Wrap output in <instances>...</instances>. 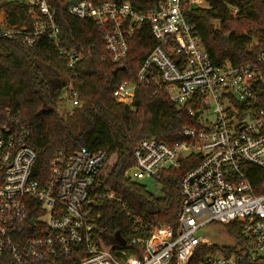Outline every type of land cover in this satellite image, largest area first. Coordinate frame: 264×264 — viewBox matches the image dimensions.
<instances>
[{
    "label": "built area",
    "instance_id": "obj_1",
    "mask_svg": "<svg viewBox=\"0 0 264 264\" xmlns=\"http://www.w3.org/2000/svg\"><path fill=\"white\" fill-rule=\"evenodd\" d=\"M19 1L29 7L32 27L10 28L2 14L1 35L18 34L30 46L47 34L59 45L56 9L47 0ZM69 1L62 5L69 15L106 27L107 53L116 63L127 58L139 30L146 28L156 41L137 78L115 88L117 102L133 107L138 87L146 83L196 118L172 144L142 139L127 176L161 185L167 169L197 162L180 181L177 226L135 220V231L146 233L131 239L133 248L119 249L118 242L107 243L98 234L92 214V190L107 153L63 145L41 180L31 129L19 113L7 110L0 118V264H73L74 259L76 264H192L202 246L215 251L197 264H264V193L255 192L243 169L245 164L264 169V51L239 65L213 63L187 18L189 8L204 7L208 0ZM61 54L73 71L61 92L62 109H72L81 104L76 68L84 56L77 49ZM230 223L240 227L237 237L225 230ZM212 224H221L230 241L204 236L201 231Z\"/></svg>",
    "mask_w": 264,
    "mask_h": 264
},
{
    "label": "trees",
    "instance_id": "obj_2",
    "mask_svg": "<svg viewBox=\"0 0 264 264\" xmlns=\"http://www.w3.org/2000/svg\"><path fill=\"white\" fill-rule=\"evenodd\" d=\"M47 1L56 9L59 45L43 34L25 46L18 34L2 36L0 23V118L11 110L30 127V142L38 154L36 176L41 180L48 174L54 153L63 145L70 150L87 147L105 151L108 158L92 190V214L104 241L114 243L120 234L128 244L118 248H133L131 239L146 233L135 231V220L177 226L180 181L197 162L193 158L179 168L164 171L162 194L158 196L141 181L127 176L135 165L133 151L145 138L155 137L169 144L182 139V128L195 126L196 118L186 107L172 102L166 92H155L154 86L146 83L138 87L133 107L115 100V88L137 78L156 44L146 28L133 36L127 58L116 63L107 53L106 27L92 19L69 15L62 8L69 0ZM2 14L10 28L33 25L29 7L19 0H0ZM187 18L216 65L243 64L264 51V0H208L204 7L189 8ZM61 49H77L84 56L76 68L81 104L72 109H62L65 100L61 92L73 71ZM262 90L260 100L264 105V83ZM243 169L255 192L264 193V169L250 164ZM107 192H113L114 197H108ZM225 230L237 237L240 227L230 223L225 224ZM213 251L214 247H200L192 264ZM71 262L76 264L75 259Z\"/></svg>",
    "mask_w": 264,
    "mask_h": 264
},
{
    "label": "rangeland",
    "instance_id": "obj_3",
    "mask_svg": "<svg viewBox=\"0 0 264 264\" xmlns=\"http://www.w3.org/2000/svg\"><path fill=\"white\" fill-rule=\"evenodd\" d=\"M214 118V114L209 115V119L212 120ZM143 184L147 186L149 190L155 193V195H161L162 194V186L157 185L155 182L150 180H142ZM201 233L210 238L214 242L218 243H224L229 242L230 238L226 235L223 226L221 224H212L207 227H205Z\"/></svg>",
    "mask_w": 264,
    "mask_h": 264
},
{
    "label": "water",
    "instance_id": "obj_4",
    "mask_svg": "<svg viewBox=\"0 0 264 264\" xmlns=\"http://www.w3.org/2000/svg\"><path fill=\"white\" fill-rule=\"evenodd\" d=\"M77 0H70L69 3L72 4L74 2H76ZM118 71V69L115 70V73ZM115 241L118 242L120 245L124 246L126 244V239L120 235V234H117L116 237H115Z\"/></svg>",
    "mask_w": 264,
    "mask_h": 264
}]
</instances>
